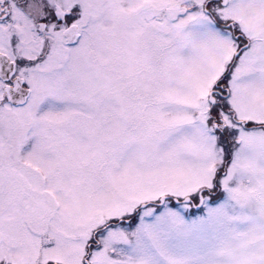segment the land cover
<instances>
[{
	"label": "snow or ice",
	"instance_id": "obj_1",
	"mask_svg": "<svg viewBox=\"0 0 264 264\" xmlns=\"http://www.w3.org/2000/svg\"><path fill=\"white\" fill-rule=\"evenodd\" d=\"M0 264H264V0H0Z\"/></svg>",
	"mask_w": 264,
	"mask_h": 264
}]
</instances>
